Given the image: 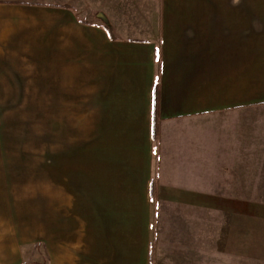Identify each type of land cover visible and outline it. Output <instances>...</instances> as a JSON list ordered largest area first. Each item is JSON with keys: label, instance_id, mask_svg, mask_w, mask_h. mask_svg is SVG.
Returning a JSON list of instances; mask_svg holds the SVG:
<instances>
[{"label": "crops", "instance_id": "obj_1", "mask_svg": "<svg viewBox=\"0 0 264 264\" xmlns=\"http://www.w3.org/2000/svg\"><path fill=\"white\" fill-rule=\"evenodd\" d=\"M69 3L0 0L1 115L47 138L0 152V264H151L163 217L159 264H264V1L159 0L141 38L99 13L113 39Z\"/></svg>", "mask_w": 264, "mask_h": 264}, {"label": "rangeland", "instance_id": "obj_2", "mask_svg": "<svg viewBox=\"0 0 264 264\" xmlns=\"http://www.w3.org/2000/svg\"><path fill=\"white\" fill-rule=\"evenodd\" d=\"M15 1H33V0H15ZM42 2L54 1V3L63 4L65 2H71L69 4L78 3L82 7V11L87 14V18L91 21H100V17L96 14L102 13L105 16H109L117 23L122 32L133 34L134 37H143L154 34L157 27V11L159 0H38ZM264 1V0H263ZM97 10V11H96ZM97 12V13H96ZM100 15V14H99ZM133 16L134 20H130ZM113 16V17H112ZM146 17L147 21L144 19ZM100 18V19H99ZM132 19V18H131ZM140 19V20H138ZM102 20V19H101ZM156 21V24L154 22ZM132 21V22H130ZM139 21V22H138ZM146 21V24H143ZM135 22V23H134ZM103 23V22H102ZM109 23V22H108ZM111 26V25H110ZM5 108V107H4ZM9 108V107H8ZM13 108V107H10ZM1 109V107H0ZM5 117V115L3 116ZM0 112V152L2 149L8 148V161L12 162H38L45 161L46 159V123L39 122L33 119L32 122H21L3 120ZM7 117V116H6ZM6 156V158H7ZM2 157L0 153V158ZM2 159H0L1 161ZM7 160V159H6ZM32 167V166H31ZM31 198V196H28ZM37 203L42 204L41 196H33ZM27 196H24L25 200ZM22 201V199H21ZM34 202V201H33ZM28 202V204H33ZM27 212V211H26ZM25 212V213H26ZM24 213V214H25ZM28 213V212H27ZM13 221L18 225H24L28 222V217L20 215L15 217ZM155 222V223H154ZM175 220L170 217H163L154 219L152 222V249H151V264H159V238L162 239L163 231L169 237V231H173ZM25 228V227H24ZM171 233V232H170ZM164 234V235H165ZM161 236V237H160ZM172 236V234L170 235ZM36 246L22 248L23 264H48L46 256V247ZM15 258V251L11 258H5L4 264H15L17 259ZM0 259H2L0 257Z\"/></svg>", "mask_w": 264, "mask_h": 264}, {"label": "trees", "instance_id": "obj_3", "mask_svg": "<svg viewBox=\"0 0 264 264\" xmlns=\"http://www.w3.org/2000/svg\"><path fill=\"white\" fill-rule=\"evenodd\" d=\"M97 16H99L102 19L103 25H104V29L106 30V32L108 33V36L110 39H113V34H112V27L110 26V24L108 23V21L105 19L104 16H101L98 14H96ZM155 98H154V128H153V137H156V132H157V128L155 125V113H156V108H157V86H155ZM150 262H151V255H150ZM31 264H37V263H31Z\"/></svg>", "mask_w": 264, "mask_h": 264}]
</instances>
